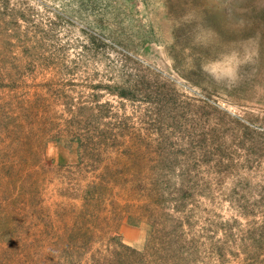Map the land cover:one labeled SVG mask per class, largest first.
<instances>
[{
  "label": "rangeland",
  "instance_id": "obj_1",
  "mask_svg": "<svg viewBox=\"0 0 264 264\" xmlns=\"http://www.w3.org/2000/svg\"><path fill=\"white\" fill-rule=\"evenodd\" d=\"M0 264H264V0H0Z\"/></svg>",
  "mask_w": 264,
  "mask_h": 264
}]
</instances>
